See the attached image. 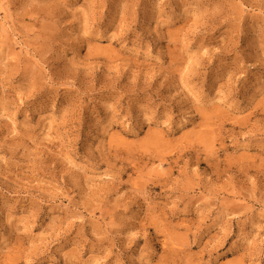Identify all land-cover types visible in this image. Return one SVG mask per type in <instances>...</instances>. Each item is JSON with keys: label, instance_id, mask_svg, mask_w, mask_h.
Here are the masks:
<instances>
[{"label": "rangeland", "instance_id": "obj_1", "mask_svg": "<svg viewBox=\"0 0 264 264\" xmlns=\"http://www.w3.org/2000/svg\"><path fill=\"white\" fill-rule=\"evenodd\" d=\"M0 264H264V0H0Z\"/></svg>", "mask_w": 264, "mask_h": 264}]
</instances>
